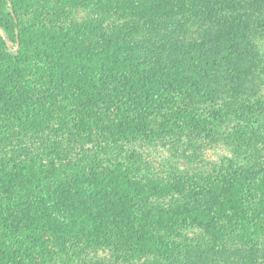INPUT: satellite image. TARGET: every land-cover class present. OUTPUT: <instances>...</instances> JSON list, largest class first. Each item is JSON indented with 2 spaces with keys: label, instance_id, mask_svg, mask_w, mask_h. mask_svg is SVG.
I'll use <instances>...</instances> for the list:
<instances>
[{
  "label": "trees",
  "instance_id": "1",
  "mask_svg": "<svg viewBox=\"0 0 264 264\" xmlns=\"http://www.w3.org/2000/svg\"><path fill=\"white\" fill-rule=\"evenodd\" d=\"M42 1L19 7L37 12ZM67 1L46 0L45 10ZM169 5L175 14L162 40L156 29ZM124 6L148 25L102 42L92 20L63 30L50 21L38 29L14 8L0 17V264H76L100 248L127 260L210 264L211 248L226 258L236 246L248 251L245 264H264V156L256 148L247 165L169 177V185L144 174L134 155L108 152L151 139L160 120L177 137L187 126L205 131L221 107L226 119L245 120L243 108L255 103L264 112V0ZM213 104L215 112L206 109ZM47 138L52 148L25 145ZM190 229L208 238L194 240Z\"/></svg>",
  "mask_w": 264,
  "mask_h": 264
},
{
  "label": "rangeland",
  "instance_id": "2",
  "mask_svg": "<svg viewBox=\"0 0 264 264\" xmlns=\"http://www.w3.org/2000/svg\"><path fill=\"white\" fill-rule=\"evenodd\" d=\"M21 1L19 0L17 5L12 2L6 5L5 0H0V17L13 12L12 9L14 8L17 12L19 11L18 14L22 16V20L24 19L27 24L38 26V29L50 21L63 30L72 27L75 29L76 26H82L88 20H92L93 23H98L96 27L100 30L99 34L104 36L99 40L100 42L105 37H124L122 35L123 31L130 26L148 25V23H144L143 17L138 18L136 16L139 13L136 9L128 7L126 10L124 3L128 5L129 0H69L59 3V6L55 5L52 10H45L47 4L45 3L46 0H43L42 7L37 12L29 13L25 6L19 7ZM174 14L175 10L172 5H169L159 14L161 23L160 26L157 25L158 28L156 29L159 39L163 38L162 40H164L169 35L162 27L171 20ZM41 17L44 18V21L38 23L36 20H41ZM92 37L87 36L86 38L90 40ZM158 38L157 43L160 41ZM190 98L199 102L203 100L197 96L192 97V95ZM227 103H231V100L223 99L220 105L226 107ZM213 105L215 107H206V109L215 112L214 109H218L216 106H219V104ZM243 110L246 111L241 114L247 116L246 121L237 117L233 119L223 118L222 112H225L226 109L221 107L218 113L219 117H217L219 119L210 120L205 131L201 132L197 126H187L184 127L182 135L177 137L167 131V127L161 129L169 120H160L158 125L153 124L154 127L157 125L154 131L156 135H153L151 139L141 138L137 144L131 147L122 144L123 150L120 145L117 147L111 145L108 146V152L112 156H123L124 154L132 157L134 155L138 158L140 162L139 169L144 174L154 175L158 179L166 181L168 185L170 184L169 177L177 178L185 173L190 176H206L218 172L221 166L227 167L229 164L236 163L247 165L249 162H247L246 155L248 156L254 148L264 156V112L262 107L260 108L256 103L249 108H243ZM49 142L51 141L48 138L27 139L25 145L33 143L30 145L38 148L47 143L52 148V143ZM251 144L255 146H250ZM13 146L8 145L7 148ZM125 148L127 150H124ZM188 232V236L193 237L194 240L198 238L206 240L208 238L207 234L201 229H190ZM207 245L208 243L204 242V246ZM236 247L238 249H235L233 253L231 251L226 252V258L221 256V251L218 252L211 248L210 250H213V252L206 253L205 258L210 264H245L249 255L248 251L239 246ZM122 256L121 252L109 248L90 249L80 256V260L76 264H166L154 257L127 260L123 259ZM195 258H198V256L195 255ZM203 261L205 262V259Z\"/></svg>",
  "mask_w": 264,
  "mask_h": 264
}]
</instances>
